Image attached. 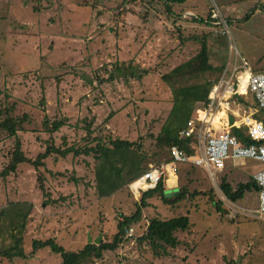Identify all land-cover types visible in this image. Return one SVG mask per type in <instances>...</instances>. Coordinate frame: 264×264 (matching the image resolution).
Wrapping results in <instances>:
<instances>
[{
  "label": "rangeland",
  "instance_id": "rangeland-1",
  "mask_svg": "<svg viewBox=\"0 0 264 264\" xmlns=\"http://www.w3.org/2000/svg\"><path fill=\"white\" fill-rule=\"evenodd\" d=\"M258 1L264 0H0V109L21 121L18 139L25 156L35 160L52 143L85 149L95 147L94 137L106 143L121 138L142 144L141 151L149 155L144 170L157 165L152 155L173 106L172 86L162 77L200 51V32H208L204 22L214 4L224 15L242 17L230 23L235 44L264 75V2ZM181 4L194 11V21L202 27L178 24ZM249 16L253 18L247 23ZM208 42L214 44L209 49L213 70L206 77L214 81L220 70L216 64L228 59L229 42L211 33ZM187 83L181 79L173 85ZM46 120H65L67 125L51 135L45 131ZM16 140L1 132L0 172L9 166ZM95 163L93 153L64 158L57 154L38 171L23 163L6 178L0 175V209L10 203L34 204L23 235L26 257H3L0 264H61L60 255L50 248L33 253L34 240L54 239L57 246L74 252L85 248L88 236L93 243L100 235L102 242L112 240L122 216L135 213L141 197L128 185L100 198ZM262 169V163L246 159L233 171L218 174V184L199 168L190 174L180 169L178 194L169 198L180 189H186V198L171 205L154 195L142 221L132 225L136 235L86 264H264V219L244 213L258 208V193L248 191L233 203L219 187L222 177L236 187ZM39 175L45 177L47 195L39 188ZM176 183L177 178L169 181ZM195 192L212 193L224 213L209 196L190 197ZM234 208L239 214L231 218ZM179 216H188L192 228L177 233L181 244L167 248L169 256L156 257L151 246L139 242L151 218ZM13 245L9 231L1 232L0 250Z\"/></svg>",
  "mask_w": 264,
  "mask_h": 264
},
{
  "label": "trees",
  "instance_id": "trees-1",
  "mask_svg": "<svg viewBox=\"0 0 264 264\" xmlns=\"http://www.w3.org/2000/svg\"><path fill=\"white\" fill-rule=\"evenodd\" d=\"M172 1L181 3L184 0ZM167 8L169 9L171 7L167 6ZM212 70L213 67L209 63L207 46L203 43L200 51H198L195 56L162 77L165 83L171 84L172 86L173 106L157 138L158 150L152 155L155 161L159 163L163 161L162 159L170 161L169 149L172 146L185 148L188 153L192 152L189 148V144L192 140L181 138L180 131L186 127L194 111L198 107L205 106L208 102V94L212 81L206 77V74ZM181 79H186L188 83L184 86L175 88L173 85L174 81ZM202 115V111H198L197 116L202 117ZM4 116L5 118L2 120L1 118ZM43 125L45 131L52 135L59 132L67 123L65 120L53 121L51 123L46 120ZM89 127L90 126L87 127V130L91 138L93 133ZM20 130H22L21 121L13 118L11 112L8 110L3 111L0 109V134L4 131L7 133L8 138H17L9 166L0 172L2 177L6 178L11 173H15L18 166L23 163L32 164L35 170L38 171L44 166L45 160L53 155L58 154L64 158L70 153H73L74 156L81 155V153L89 156L93 153L96 160L94 169L96 192L100 198H109L137 180L144 173L145 170L143 169V165L149 156L141 151L142 144L140 142L117 138L115 140L110 139V141L106 143V141L103 142L102 138L94 137L93 141H96L95 147L85 149H75L74 147L60 148L52 143L49 144L45 151L40 153L35 160H32L26 157L22 150V145L18 139ZM234 134L243 142L247 144L251 143V140L245 137L241 130L235 129ZM180 169L189 170L187 174H190V171H194L197 167L181 165L179 167V173ZM44 178L43 175H39L37 180L40 183L39 188L43 193H46L43 183ZM219 187L223 195L233 203H237L239 200L244 199L248 191H256L258 193V188L253 177H251L249 182L239 183L236 187H233L227 181L226 177H222ZM156 194H159L166 204L174 205L186 198L187 191L186 189H180L179 195L171 199L165 196L166 189L163 185L158 186L152 191L142 193L140 196L141 199L136 203L137 208L135 213L129 216H122L118 224V232L113 236L112 240L103 241L99 246L87 244L84 249L74 252L67 251L62 246H57L54 239H48L46 241L34 240L33 253L40 249L50 248L53 253L60 255L62 259L61 264H86L92 259H102L105 252L116 251L119 246L126 241V229L142 221L143 210L151 207L148 200L153 198ZM198 195L209 196V200L217 206V211L220 212V214L224 213L221 209V204L219 203L217 205L215 203L212 193L198 194L195 192L191 194L190 197L196 198ZM33 208V203L24 202L10 203L0 209V233H8L9 231L10 237L14 242V245L7 250H0V259L5 257L13 260L17 257H26L22 247L23 235ZM191 228L192 223L188 216H179L165 220L159 217H153L149 220L147 230L139 239V242L147 243L151 246L156 257L169 256L167 248L176 249L181 244L180 239L177 237V233L189 231Z\"/></svg>",
  "mask_w": 264,
  "mask_h": 264
},
{
  "label": "built area",
  "instance_id": "built-area-1",
  "mask_svg": "<svg viewBox=\"0 0 264 264\" xmlns=\"http://www.w3.org/2000/svg\"><path fill=\"white\" fill-rule=\"evenodd\" d=\"M187 16L193 14L187 13L185 17ZM210 18L208 22L215 33L228 38L230 55L220 77L212 81L208 102L194 111L186 127L180 131L181 138L192 140L189 144L192 152L188 153L185 148L179 146L170 147V161L161 162L145 170L137 180L129 184V188L133 195L139 198L142 193L152 191L160 185L166 187L170 179L178 178L181 165L203 169L211 181L218 184L216 177L227 171L229 162L237 166L246 159H253L263 165V169L253 176L259 199L258 208L253 213L256 218L264 219V75L254 72L241 57L229 25L218 8L212 9ZM248 96L255 100L256 109L245 111L242 115L235 113V121L232 123L215 126L214 119L222 110L229 111L233 106H239V99ZM198 111H202V117L197 116ZM222 120L220 119V122ZM234 129L243 130L244 136L250 139L251 143L240 140L234 134ZM138 183L140 185L134 187ZM237 214L239 211L234 208L230 217L235 218ZM136 233L137 230L133 226L128 227L125 239H132Z\"/></svg>",
  "mask_w": 264,
  "mask_h": 264
},
{
  "label": "crops",
  "instance_id": "crops-1",
  "mask_svg": "<svg viewBox=\"0 0 264 264\" xmlns=\"http://www.w3.org/2000/svg\"><path fill=\"white\" fill-rule=\"evenodd\" d=\"M165 1H169V0H165ZM164 2V1H163ZM258 2H260V4H262V2H264V1H258ZM166 3V2H165ZM166 6H170L171 7V4H168V3H166ZM261 7V6H260ZM213 8H218V10H219V12L221 13V16L223 17V19H225L226 21H227V23H228V25H229V28H230V23L231 22H233L235 19L236 20H239V19H242V17H238V16H236L235 18H233L234 16H232V15H228V14H223V12L221 11V9H220V6H218L217 4H214L210 9H209V13H208V17H207V19H206V21L204 22L206 25H207V27H204L208 32L206 33L204 30H203V32L201 31L200 33H202L203 34V37L204 38H202V41H203V43H205L206 44V46H207V52H208V56H209V63H210V65L213 67V65H212V62H211V58H212V53H213V51L211 50V53H210V44L211 45H214L212 42H208V33L210 34H213V35H215L216 37H219V38H224L225 36H220V35H217L216 33H215V31H214V28L209 24V22H208V20H210L211 18V11H212V9ZM173 10H175V9H173ZM177 10H182V12L180 13V15H178V16H180V21H179V23L178 24H183V22L185 23V22H192L193 23V27H196V25L198 26V24L197 23H195V21L194 20H196V16H195V13H194V11H192L191 9H190V7H188V6H185V4H181V5H178V9ZM263 11H264V8H263ZM253 12V11H252ZM187 13H190V14H193V16H187V17H185L186 16V14ZM254 13H257V11L255 10L252 14H253V16H254ZM253 16H249L248 18H247V20H246V22L248 23L249 21H251L252 20V18H253ZM246 18V17H245ZM178 19H179V17H178ZM192 19V20H191ZM185 20H187V21H185ZM199 21V20H198ZM203 25H200V26H198V27H202ZM231 35H232V32H231ZM227 38V37H226ZM232 38H233V35H232ZM228 39V38H227ZM233 41H234V38H233ZM228 42H229V40H228ZM234 43H235V41H234ZM236 45V44H235ZM237 47V46H236ZM201 49V48H200ZM238 49V48H237ZM239 51V50H238ZM239 53H240V51H239ZM241 54V53H240ZM210 55H211V57H210ZM229 55H230V43H229ZM229 55H228V59H226V62L223 60V62H218L217 64H216V66L215 67H218V68H220V70H219V76L215 79V80H217L219 77H220V75L222 74V72L224 71V69H225V67L227 66V63H228V60H229ZM241 57L249 64V62H248V60L244 57V56H242V54H241ZM250 67H251V69L252 70H258L257 68H255V67H253V66H251V65H249ZM258 72L260 73V71L258 70ZM251 97V96H250ZM238 105L239 106H233L229 111L228 110H224V111H222V113H221V115H219V116H217L216 118L218 119V121L217 122H215L216 121V118L214 119V124H215V126L216 127H221V125H224L225 123H232L233 121H235L234 120V117H235V113H237V114H240V115H242L243 114V112H250V111H253L254 109H256V105H255V100L253 99V97H251V99H250V101H249V96L248 97H246V98H241V99H239V101H238ZM203 107V106H202ZM202 107H198V108H202ZM197 108V109H198ZM247 109H249V111L247 110ZM225 113V114H224ZM220 119H223L221 122H220ZM239 120V119H238ZM235 130V129H234ZM239 130V129H238ZM242 132H243V130H241ZM228 165V168H227V170L228 169H231L232 168V170L231 171H233V169L235 168V167H238L239 166V164H238V166H234L232 163H228L227 164ZM201 170H203V169H201ZM204 171V170H203ZM206 172V171H205ZM207 173V172H206ZM208 174V173H207ZM209 176V175H208ZM178 179L179 178H177V183L175 184V185H170L169 184V182H168V184H167V186L165 187V189H166V193L168 192L169 194H171V195H174V194H178L177 192H178V190H177V188H178ZM171 180V179H170ZM52 191V190H51ZM167 198H169V197H167ZM245 211V210H244ZM244 213H246L245 215L246 216H248V217H250V218H253V219H257V220H263V219H259V218H256L255 216H254V213H253V211H245ZM149 223V222H148ZM146 227H147V225L146 226H144V228L146 229ZM88 238H89V236H88Z\"/></svg>",
  "mask_w": 264,
  "mask_h": 264
},
{
  "label": "water",
  "instance_id": "water-1",
  "mask_svg": "<svg viewBox=\"0 0 264 264\" xmlns=\"http://www.w3.org/2000/svg\"><path fill=\"white\" fill-rule=\"evenodd\" d=\"M165 196L170 197L172 195L167 192ZM101 243H102V236L101 235L96 240H94V243H93V240L90 236L88 238V244H95V245L99 246Z\"/></svg>",
  "mask_w": 264,
  "mask_h": 264
},
{
  "label": "bare ground",
  "instance_id": "bare-ground-1",
  "mask_svg": "<svg viewBox=\"0 0 264 264\" xmlns=\"http://www.w3.org/2000/svg\"><path fill=\"white\" fill-rule=\"evenodd\" d=\"M222 111H224V110H222ZM218 121V119L216 118V121L215 122H217ZM216 124V123H215Z\"/></svg>",
  "mask_w": 264,
  "mask_h": 264
}]
</instances>
